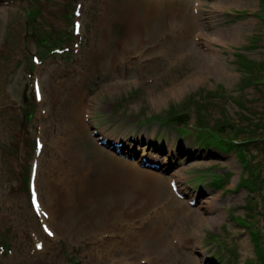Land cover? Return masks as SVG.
<instances>
[{"label": "rangeland", "instance_id": "rangeland-1", "mask_svg": "<svg viewBox=\"0 0 264 264\" xmlns=\"http://www.w3.org/2000/svg\"><path fill=\"white\" fill-rule=\"evenodd\" d=\"M144 1L0 0V264H149L120 238L105 240L121 226L94 233L96 220L115 221L110 204L64 203L59 183L73 159L54 141L73 113L71 150L89 182L111 169L140 177L125 220L161 236L157 264H264V0ZM141 14L164 23L160 46L129 50L114 78L88 55L80 62L85 45L121 40L126 17ZM181 49L187 59L166 60ZM149 89L162 95L156 104ZM200 131L238 146L204 145ZM119 181L94 205L118 197ZM63 220L75 224L59 230Z\"/></svg>", "mask_w": 264, "mask_h": 264}, {"label": "bare ground", "instance_id": "bare-ground-1", "mask_svg": "<svg viewBox=\"0 0 264 264\" xmlns=\"http://www.w3.org/2000/svg\"><path fill=\"white\" fill-rule=\"evenodd\" d=\"M147 6L151 3L149 0H145ZM98 25V24H96ZM164 23L160 21L158 18H149L146 14H141L137 16H129L125 19V32L124 37H121V40H114L110 43L107 42V39L100 34L98 37V40L95 41V43L91 44L90 47L85 45V52L83 54L82 50L79 54V57L81 59V63L83 62V57H87L89 59H92V64L90 65L92 69L97 70L100 69L104 71L105 73H108L111 78H114L115 76H118L123 71L122 66L127 63V61L130 60L131 56L128 54L129 50L135 49L138 47L143 46L146 44V53L147 51H151L155 49L156 47L160 46L163 42L164 37L159 36V33L163 29ZM109 30H107L108 32ZM183 49V48H182ZM180 50L179 52L175 54L171 53H165L164 55L168 56L166 59L170 62H176L179 59H187L190 54L185 53L184 50ZM118 52V55L116 54ZM163 55V54H162ZM155 56H150L145 59V61L152 62L155 59ZM160 56V55H158ZM204 58H206L205 61L211 59L208 58L206 54L203 55ZM217 56V55H213ZM137 58L139 59V65L141 66L142 63L140 62L141 54L137 55ZM211 65L215 67L214 71L220 73L219 71H222L221 64L217 62H211ZM89 70L88 66L84 62L81 64V67H79V72L84 74L87 73ZM141 72V71H140ZM77 80L80 82L81 79L84 78V75L80 78L79 75H76ZM174 78L173 80H175ZM179 80V79H178ZM190 82V80L188 81ZM112 84L119 85V81H115ZM111 84V85H112ZM113 85V86H114ZM112 87V86H111ZM110 87V88H111ZM70 87L67 85V89ZM77 87H75L76 89ZM150 94V100L153 102V104H156V102H159L161 100L162 95L158 94L157 92L153 91L152 89L148 90ZM76 119V115L73 113L72 118L70 119V123L67 121L66 123L59 122L61 126L57 131L58 134L64 133V137L55 138L54 141V147H58L62 149L60 151V154L64 153L67 156L71 157L73 159L70 161V165H68V169L64 171L65 176L63 179L60 180L59 185H62L61 189L64 191V203L67 202L70 199V196H72L77 203H83L84 208H88L92 206V210L97 207V209L102 208L104 206H108L110 204L112 206V209L110 212H108L109 215H114L115 221L112 223L110 221H95L94 222V233H97L99 229H102L107 226H111L112 228H115L117 226H121L124 231L118 230L114 234H109L105 236L106 241H110L112 239L120 238L119 244L128 246L127 249L129 250H137V254L140 255H147L150 257L148 258L149 264H157V254L160 251L161 247L159 244L163 242V240H158L160 237H158L156 240L149 238L147 236H144L143 233H140V231L135 229H129L128 228V222H126L125 217H128V215L131 212L128 211L129 207L132 205L134 206L138 200V197H134L133 200H131L133 197H128L127 192L128 188H130V183L135 184V188L139 185L138 181L140 180V177L136 174H133V172L130 170L129 173H127V176H124L122 171L120 169H111L112 174L111 175H104L103 180L89 182L87 179L86 173L84 171V166L82 164H79V157L78 154L74 153L73 147L75 146V140L77 136H79V133L76 126L72 125L73 120ZM82 119L83 115H82ZM83 123V129L85 131L86 129V123L85 121H82ZM83 131V132H84ZM56 133V134H57ZM81 146V145H80ZM66 151V152H64ZM54 165V164H53ZM117 180L121 183V187H125L121 190V193L118 197H115L114 199H95V204H101L103 206H97L94 205L93 201V194L99 193V190L107 184H113V182ZM87 181V182H83ZM117 183V182H115ZM54 186H56L52 181L49 189H52ZM117 189H119L117 187ZM84 197V198H83ZM83 198V199H81ZM81 199V200H80ZM47 206V205H46ZM198 207V204H197ZM48 208V206H47ZM144 209L142 206L136 207L134 210L141 211ZM79 216H76L75 214H72V221H77L76 218H80L82 215L78 214ZM100 218V217H99ZM75 223L68 222L67 220H63L60 225L56 226L59 230H65L71 226H73ZM142 228V227H141ZM105 232V231H104ZM103 233V232H102ZM155 234H152L150 236L153 237ZM158 240V241H157ZM120 246L112 247L111 250L117 251L119 250ZM125 250V251H126ZM150 254H155L154 256ZM157 255V256H156ZM152 256V257H151Z\"/></svg>", "mask_w": 264, "mask_h": 264}, {"label": "trees", "instance_id": "trees-1", "mask_svg": "<svg viewBox=\"0 0 264 264\" xmlns=\"http://www.w3.org/2000/svg\"><path fill=\"white\" fill-rule=\"evenodd\" d=\"M199 134H203L206 136V139L202 138L200 141L204 144V145H210V144H214V145H218L220 146L222 149L224 150H232L235 147H237L238 142H234L233 140L228 142V146H226V148L223 147V138H219L218 136L214 135V136H210L208 137L207 134H205V131H200ZM198 134V135H199ZM217 137V138H216ZM215 141V142H213ZM233 142V143H232ZM241 143V142H240Z\"/></svg>", "mask_w": 264, "mask_h": 264}, {"label": "water", "instance_id": "water-1", "mask_svg": "<svg viewBox=\"0 0 264 264\" xmlns=\"http://www.w3.org/2000/svg\"><path fill=\"white\" fill-rule=\"evenodd\" d=\"M101 144L105 145V146H109L110 143L109 142H106L104 140H101ZM112 147L114 148L115 147V144L112 145Z\"/></svg>", "mask_w": 264, "mask_h": 264}, {"label": "snow or ice", "instance_id": "snow-or-ice-1", "mask_svg": "<svg viewBox=\"0 0 264 264\" xmlns=\"http://www.w3.org/2000/svg\"><path fill=\"white\" fill-rule=\"evenodd\" d=\"M37 209H39V205L37 204Z\"/></svg>", "mask_w": 264, "mask_h": 264}]
</instances>
